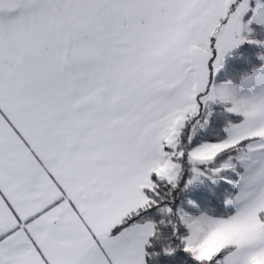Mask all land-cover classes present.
<instances>
[{
  "label": "snow or ice",
  "instance_id": "obj_1",
  "mask_svg": "<svg viewBox=\"0 0 264 264\" xmlns=\"http://www.w3.org/2000/svg\"><path fill=\"white\" fill-rule=\"evenodd\" d=\"M264 264V0H0V264Z\"/></svg>",
  "mask_w": 264,
  "mask_h": 264
},
{
  "label": "trees",
  "instance_id": "obj_2",
  "mask_svg": "<svg viewBox=\"0 0 264 264\" xmlns=\"http://www.w3.org/2000/svg\"><path fill=\"white\" fill-rule=\"evenodd\" d=\"M150 264H152V262L150 261Z\"/></svg>",
  "mask_w": 264,
  "mask_h": 264
}]
</instances>
